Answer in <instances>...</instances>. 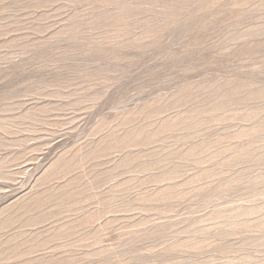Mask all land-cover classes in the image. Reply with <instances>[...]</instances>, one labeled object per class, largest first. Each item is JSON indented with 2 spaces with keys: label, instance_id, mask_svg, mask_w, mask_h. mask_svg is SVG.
Listing matches in <instances>:
<instances>
[{
  "label": "rangeland",
  "instance_id": "obj_1",
  "mask_svg": "<svg viewBox=\"0 0 264 264\" xmlns=\"http://www.w3.org/2000/svg\"><path fill=\"white\" fill-rule=\"evenodd\" d=\"M0 264H264V0H0Z\"/></svg>",
  "mask_w": 264,
  "mask_h": 264
}]
</instances>
